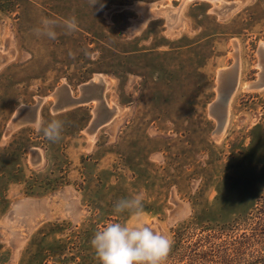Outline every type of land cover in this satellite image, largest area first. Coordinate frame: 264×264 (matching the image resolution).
<instances>
[{
    "label": "rangeland",
    "instance_id": "1",
    "mask_svg": "<svg viewBox=\"0 0 264 264\" xmlns=\"http://www.w3.org/2000/svg\"><path fill=\"white\" fill-rule=\"evenodd\" d=\"M222 1L237 5L221 15L208 0L180 14V0H0V264H100L91 239L130 222L113 205L137 194L143 222L173 242L166 264H200L203 252L261 231L264 88L242 87L261 72L264 0ZM45 18L57 22L54 40L35 32ZM236 57L217 136L209 106ZM90 82L103 118L119 107L92 139L94 102L58 106L54 95L78 98ZM54 118L64 122L57 142L34 123Z\"/></svg>",
    "mask_w": 264,
    "mask_h": 264
},
{
    "label": "clouds",
    "instance_id": "2",
    "mask_svg": "<svg viewBox=\"0 0 264 264\" xmlns=\"http://www.w3.org/2000/svg\"><path fill=\"white\" fill-rule=\"evenodd\" d=\"M96 3V0L95 2ZM93 3V4H94ZM42 28L35 29L37 35H45L50 39H56L54 28L57 22L45 18ZM64 27L69 33L78 29V23L73 16L63 21ZM54 115H56L54 113ZM35 130L52 142L61 138L64 122L60 119H52L45 123L37 119ZM143 196L137 194L132 198L118 199L113 205L114 214L129 213L130 222H110L101 230H98L90 241L100 264H166L172 250V240L154 231L151 226L144 223Z\"/></svg>",
    "mask_w": 264,
    "mask_h": 264
},
{
    "label": "bare ground",
    "instance_id": "3",
    "mask_svg": "<svg viewBox=\"0 0 264 264\" xmlns=\"http://www.w3.org/2000/svg\"><path fill=\"white\" fill-rule=\"evenodd\" d=\"M207 1V0H206ZM208 1H215L217 2L219 5L218 6H214L216 9H214L216 12H218L219 14L221 15H224L226 13H228L230 10H232L233 8L236 7L237 4H229V3H224L222 0H208ZM188 2H191V0H180V6L179 8L177 9V13L180 14V12L182 11V9L184 8V6L188 3ZM168 6V5H166ZM164 10V8H163ZM163 10L162 11H159V10H155L154 9V6H151V5H147L146 7V12L148 13L149 16H156L158 14L160 15H164L163 13ZM168 10V9H167ZM175 10V9H174ZM172 10V11H174ZM211 10V9H210ZM218 10V11H217ZM159 11V12H158ZM169 11V10H168ZM162 12V13H160ZM167 12V11H165ZM171 12V11H170ZM232 13V12H231ZM230 13V14H231ZM168 14V13H167ZM211 14V13H210ZM229 14V13H228ZM220 16V15H219ZM165 17V16H164ZM178 17V16H177ZM222 17V16H221ZM167 18V16H166ZM162 19V18H161ZM222 19V18H221ZM167 20V19H166ZM181 21V20H180ZM170 23V22H169ZM173 23V22H172ZM171 29V28H170ZM172 30V29H171ZM170 32V31H168ZM259 50V49H258ZM260 57H261V60H262V67H261V72L259 73L258 75V79L255 80V81H250L248 83H245V85L242 87L245 91L249 92V91H252V90H259V89H262L264 88V43H261V46H260ZM5 55H3L4 57ZM7 58V57H6ZM8 59V58H7ZM235 59V58H234ZM239 62H238V59L236 57V61H235V64H233L232 66L230 67H227V68H224V69H220L217 73V77H216V83H217V87H216V93H217V97L216 99L210 104L209 106V115L211 116V118L213 117L216 121V124H217V127H216V131L214 133L218 134L217 136H219L224 128H225V125L227 123V120H228V114H229V104H230V101L233 97V94L235 92V89L237 87V79H238V69H239ZM260 66V65H259ZM103 80V77H95L92 81L94 82H99V83H104L102 80ZM95 86H97L96 84H94ZM104 85V84H103ZM221 87H223V90L224 92L227 94L228 93V98H227V101L226 102H219L217 103V101L221 98L220 97V92L222 89H220ZM67 90V89H66ZM86 92H88L89 94H87ZM83 91V88L81 90V96L78 97V98H69V94L66 93L65 90H59L57 92V94H54L55 95V98H57V105L59 103H61L62 105L64 104H68L72 99L74 100H79L80 103H84L85 101H82L83 98H86V97H90V99H92V102H94V108H93V118L90 122V126H89V129H90V133L88 134L90 136V139H92L93 135L95 134V132L101 128L102 126H105V124H108V122H110L111 120V117L113 116V114H116L117 111L119 110L117 107L115 106H111V105H107L108 106V110L111 112L110 113V116H108L107 118H103L102 117V110L103 108L101 107V104L102 105H105L104 104V101H103V96L101 94V92L97 93H94L90 90L88 91ZM86 94V96H83V94ZM47 99V98H46ZM88 104V103H87ZM56 106V104H55ZM59 106V105H58ZM72 106V105H71ZM61 107V106H60ZM106 108V106L104 107ZM25 109V108H23ZM38 109V108H37ZM28 110V109H27ZM39 110V109H38ZM22 111L19 110V112L16 113L15 118H17V115L20 114V112ZM37 112V111H36ZM35 113H33L34 115H37ZM27 114V112H26ZM21 115V114H20ZM13 119V120H14ZM12 120V121H13ZM33 120V119H32ZM15 121V120H14ZM18 125V124H17ZM10 126V125H9ZM225 131V130H224ZM88 136V138H89ZM221 136V135H220ZM215 137V135H214Z\"/></svg>",
    "mask_w": 264,
    "mask_h": 264
},
{
    "label": "trees",
    "instance_id": "4",
    "mask_svg": "<svg viewBox=\"0 0 264 264\" xmlns=\"http://www.w3.org/2000/svg\"><path fill=\"white\" fill-rule=\"evenodd\" d=\"M247 251L248 264H264V227L258 233H253L250 239L237 241L229 249L203 252L197 258H200V264H240Z\"/></svg>",
    "mask_w": 264,
    "mask_h": 264
},
{
    "label": "water",
    "instance_id": "5",
    "mask_svg": "<svg viewBox=\"0 0 264 264\" xmlns=\"http://www.w3.org/2000/svg\"><path fill=\"white\" fill-rule=\"evenodd\" d=\"M96 86L94 85V83L93 82H90V83H88V84H86V85H84L83 86V91H88L89 89L91 90V89H94ZM220 89H222L221 91H219L220 92V99L217 101V103H219V102H221V103H223V102H226L227 101V98H228V93L226 94L225 92H224V90H223V87H221ZM83 96H86V94L84 93L83 94ZM82 101H85V103H89V102H92V99H90V97H86V98H83V100ZM80 104H82V103H80V101L79 100H74V99H72L66 106H71V105H80ZM30 109V111L32 110V112L33 113H35L36 111H37V107H35V108H29ZM24 111H25V113L28 111L27 110V108H25V109H22V111L20 112V114L22 115L23 113H24ZM20 114L19 115H17V118L20 116ZM107 116V115H106ZM34 119H35V116H34Z\"/></svg>",
    "mask_w": 264,
    "mask_h": 264
},
{
    "label": "crops",
    "instance_id": "6",
    "mask_svg": "<svg viewBox=\"0 0 264 264\" xmlns=\"http://www.w3.org/2000/svg\"><path fill=\"white\" fill-rule=\"evenodd\" d=\"M71 98H73V97H71ZM108 108V106H106V109Z\"/></svg>",
    "mask_w": 264,
    "mask_h": 264
}]
</instances>
